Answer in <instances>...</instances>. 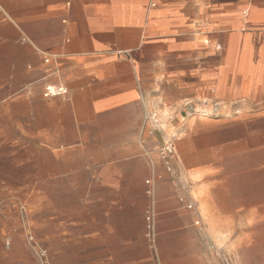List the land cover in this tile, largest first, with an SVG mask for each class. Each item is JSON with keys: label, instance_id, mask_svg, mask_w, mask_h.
Listing matches in <instances>:
<instances>
[{"label": "crops", "instance_id": "0c3cea01", "mask_svg": "<svg viewBox=\"0 0 264 264\" xmlns=\"http://www.w3.org/2000/svg\"><path fill=\"white\" fill-rule=\"evenodd\" d=\"M39 250L264 264V0H0V264Z\"/></svg>", "mask_w": 264, "mask_h": 264}, {"label": "built area", "instance_id": "2783aa9c", "mask_svg": "<svg viewBox=\"0 0 264 264\" xmlns=\"http://www.w3.org/2000/svg\"><path fill=\"white\" fill-rule=\"evenodd\" d=\"M65 93H66V90L63 88H46L43 93V96L45 98H49V97H56V96L64 95ZM174 151H175L174 144L170 139H168L161 146L159 153L164 159H167L174 154ZM38 257L40 259L41 264H48L46 261H44V258H43L44 254L40 250L38 251Z\"/></svg>", "mask_w": 264, "mask_h": 264}, {"label": "rangeland", "instance_id": "374dc122", "mask_svg": "<svg viewBox=\"0 0 264 264\" xmlns=\"http://www.w3.org/2000/svg\"><path fill=\"white\" fill-rule=\"evenodd\" d=\"M228 261V263L230 262L229 260H227Z\"/></svg>", "mask_w": 264, "mask_h": 264}]
</instances>
